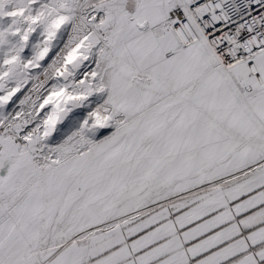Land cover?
<instances>
[{"label":"snow or ice","instance_id":"obj_1","mask_svg":"<svg viewBox=\"0 0 264 264\" xmlns=\"http://www.w3.org/2000/svg\"><path fill=\"white\" fill-rule=\"evenodd\" d=\"M0 264H264V0H0Z\"/></svg>","mask_w":264,"mask_h":264}]
</instances>
